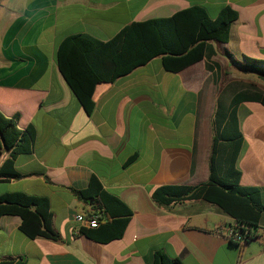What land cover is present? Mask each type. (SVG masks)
I'll return each instance as SVG.
<instances>
[{
  "label": "crops",
  "instance_id": "1",
  "mask_svg": "<svg viewBox=\"0 0 264 264\" xmlns=\"http://www.w3.org/2000/svg\"><path fill=\"white\" fill-rule=\"evenodd\" d=\"M194 6L211 19L224 7L237 13L227 42H207V56L178 73L165 71L156 57L98 84L88 116L58 71L59 44L78 34L106 42L132 23ZM244 56L264 62V0H0V114L18 115V128L34 131L31 152L14 160L26 177L0 180V195L47 198L61 238L28 239L20 218L4 215L0 261L152 264L161 250L182 264H264V210L258 236L238 247L226 241L233 220L218 208L200 200L164 208L151 199L161 186L207 181L218 96L226 106L254 86L232 70ZM237 116L244 139L239 182L256 188L264 206V107L242 102ZM92 177L132 212L123 236L106 244L79 234L92 206L74 192Z\"/></svg>",
  "mask_w": 264,
  "mask_h": 264
},
{
  "label": "trees",
  "instance_id": "2",
  "mask_svg": "<svg viewBox=\"0 0 264 264\" xmlns=\"http://www.w3.org/2000/svg\"><path fill=\"white\" fill-rule=\"evenodd\" d=\"M237 18V13L230 7H224L215 19H211L204 8L194 6L169 18L132 23L106 42L86 34L71 35L57 48V68L89 116L94 110L93 93L98 84L113 83L156 57L161 58L165 71L178 73L207 56V42L226 43L230 27ZM234 63L243 73L256 74L264 81L263 61L244 56L242 63ZM242 102H257L264 107V91L250 87L235 94L226 106L221 95L218 96L212 117L207 181L195 186H161L153 191L151 199L164 208L184 201H203L231 218L251 241L258 236V222L264 206L256 188L243 187L239 182L237 160L244 139L237 106ZM17 121L18 115L7 118L0 114V158L4 153L8 154L0 166L1 181L26 177L16 172L14 160L31 152L34 131L31 127L20 130ZM74 193L92 206L91 215L97 216L99 222L96 228H81L79 234L100 244L123 236L132 212L120 199L106 192L97 178L92 177L85 190ZM4 215L19 217V231L28 239H61L52 228L47 198L18 192L5 193L0 195V217ZM0 264L25 262L22 259L3 260ZM152 264L182 263L157 250L153 253Z\"/></svg>",
  "mask_w": 264,
  "mask_h": 264
},
{
  "label": "built area",
  "instance_id": "3",
  "mask_svg": "<svg viewBox=\"0 0 264 264\" xmlns=\"http://www.w3.org/2000/svg\"><path fill=\"white\" fill-rule=\"evenodd\" d=\"M87 228H96L99 226L98 217L95 215L90 216L85 220ZM225 239L226 241L235 244L238 247H242L247 244L249 241L245 233H242L233 221L225 227Z\"/></svg>",
  "mask_w": 264,
  "mask_h": 264
},
{
  "label": "rangeland",
  "instance_id": "4",
  "mask_svg": "<svg viewBox=\"0 0 264 264\" xmlns=\"http://www.w3.org/2000/svg\"><path fill=\"white\" fill-rule=\"evenodd\" d=\"M232 70L234 74L237 73L239 76H245V78H247L248 84H253L258 89L264 91V81L261 80L256 74L253 75L252 73H243L237 67H235V65Z\"/></svg>",
  "mask_w": 264,
  "mask_h": 264
}]
</instances>
